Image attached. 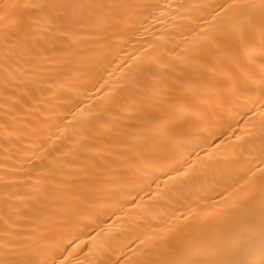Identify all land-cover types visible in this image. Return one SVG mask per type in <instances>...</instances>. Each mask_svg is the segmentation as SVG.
<instances>
[{
	"label": "bare ground",
	"instance_id": "obj_1",
	"mask_svg": "<svg viewBox=\"0 0 264 264\" xmlns=\"http://www.w3.org/2000/svg\"><path fill=\"white\" fill-rule=\"evenodd\" d=\"M264 0H0V264H261Z\"/></svg>",
	"mask_w": 264,
	"mask_h": 264
},
{
	"label": "snow or ice",
	"instance_id": "obj_2",
	"mask_svg": "<svg viewBox=\"0 0 264 264\" xmlns=\"http://www.w3.org/2000/svg\"><path fill=\"white\" fill-rule=\"evenodd\" d=\"M261 264H264V261H261Z\"/></svg>",
	"mask_w": 264,
	"mask_h": 264
}]
</instances>
